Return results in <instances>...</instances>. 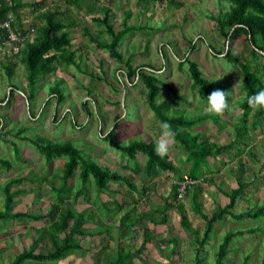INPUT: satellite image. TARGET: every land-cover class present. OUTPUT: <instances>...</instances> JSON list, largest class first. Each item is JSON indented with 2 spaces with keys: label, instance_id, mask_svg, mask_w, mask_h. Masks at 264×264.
<instances>
[{
  "label": "rangeland",
  "instance_id": "1",
  "mask_svg": "<svg viewBox=\"0 0 264 264\" xmlns=\"http://www.w3.org/2000/svg\"><path fill=\"white\" fill-rule=\"evenodd\" d=\"M27 1L32 3L40 0ZM98 3V5L94 1L83 3L92 7L93 12L84 9V14L80 19L82 20L80 25L82 24V27L90 30L93 37L98 40H110L103 27L93 20L98 15L102 19L103 10L106 9H110V23L116 31L124 27L123 23L127 14H129L128 25L146 28L143 29L144 31L129 34L124 40L120 49L124 63L117 62L108 51L97 48L96 44L90 42L82 30H75V33L72 34L73 47L77 51L76 61L80 64L82 71L75 65L65 64L58 67L54 74L39 82L35 88H28V72L25 63L27 46L30 42L37 43L41 40L43 28L41 18L36 19L34 12L28 8L22 9L23 11L19 13L23 20L28 21L31 25L34 24L37 32L32 37V41L27 42L21 52L13 57L19 66L12 78L4 70L3 53L6 48L0 45V100L7 96V102L0 109V133L4 135L0 140V159L11 162L13 165L10 171L4 165L0 173V211L5 209V188L10 183V192L17 193L12 212L31 215L46 213L55 205L58 196L56 190L61 189L64 184L62 177L67 160L46 161V158L37 152L30 141L23 139L24 137L33 138L41 135L52 142L71 143L82 151L83 157L88 162L91 161L113 172L125 174L127 173L125 171L134 170L139 173L140 165H136L137 160L127 156L129 168H124L123 164L126 163L124 157L122 159L118 157L116 161L111 159V152L118 154L119 151L104 139V136H107L113 129V140L120 145L128 146L134 141L148 140V137L152 141H157L159 137L160 121L146 103L147 90L142 81L135 78L130 81L127 78L128 70L125 65L127 61H131V65L135 68L151 67L160 79L172 86L168 88L164 85V90L158 97V103L165 105L167 115L183 116L188 120L207 119L203 123L208 126L210 124L206 133H196V135L200 138L210 139L212 149L236 140L234 128L241 123L244 114L239 106L242 102L240 100L244 98L245 94L242 88L243 74L239 66L229 62L224 56L215 54V52L223 50L227 42L218 33L215 22L208 18L211 14H218L220 4L229 9L231 4L228 0H156L154 2L150 0L151 4L148 9L140 7L137 0H99ZM49 4L52 3L47 2L43 9L48 8ZM95 7H99L98 10ZM27 32L31 33V31ZM9 52L14 55L12 50ZM234 52L248 60L253 57L250 43L245 37L236 42ZM186 57L198 63L205 78L212 82L220 81L225 85L221 90L229 92L230 110L219 116L210 115L204 111L205 104L202 100H206L207 96L202 88L193 87L189 64L184 61ZM52 88H57L56 90H60L65 95V100L60 105L57 104L56 96L55 99L50 96ZM36 90L38 93L30 103L27 99L28 95ZM10 91H13L12 95ZM85 103L89 112L85 109ZM254 114L255 110L253 109L248 117L247 125L239 126L240 128L248 127L250 130L253 121H255L256 128H260L261 131L257 135H253V139L249 138L247 149L244 145L236 146L235 144L232 153L223 154L222 157L230 161L227 160L229 161L227 162L228 166L221 170L219 176H215L216 185L220 184L219 186L226 190H231L239 182L252 181L254 183L256 189L238 203L235 208L236 213L254 210L260 205H264V166L262 165L264 163V119L259 121L253 117ZM23 128L28 131L21 137L15 136ZM202 130L205 128L203 127ZM253 131V129L250 130V136ZM211 134L214 137H211ZM15 149H18L19 153ZM239 151L244 154L235 156L239 154ZM172 156L181 162L176 151L172 152ZM213 161L215 160L213 159ZM210 164L204 168L206 173L211 172ZM218 164L222 165L223 161H218ZM259 174H261L260 180L255 181V177ZM144 177L143 174H137L135 177V183L139 188L142 187ZM18 180H22V182L16 183L15 181ZM171 185V181L170 183L164 181L161 183L160 189L165 192L164 188H171ZM113 187L121 190L119 184ZM208 187L216 195L223 196L220 191L215 189L216 186ZM78 190H82L84 197H87L86 201L89 200V194L96 198L97 188L93 176L86 181L80 177V170H78L74 175V180L70 181L66 192L68 201L64 208L71 205L70 201L75 199L71 206L76 214L75 218L82 215L81 219L84 223L90 212L86 214L80 212L87 206L82 199H79L82 194L77 198V200L79 199L77 202L76 193ZM136 195L134 194V196ZM189 200L193 201V198ZM208 201L209 204L205 210L211 216L218 208L217 204H213V200L208 198ZM197 204L198 202L196 207ZM88 205L91 206L88 208L95 213L94 218L84 223L89 231L98 227L115 231V228H111L112 222L110 221L103 219L99 223L96 222L97 201L93 200ZM109 214L115 215L112 212ZM192 223L196 229L201 231L202 236L205 231L203 220L196 216V220L193 219ZM45 227L48 225L42 221L31 222L27 219L0 221V264H12L18 254L34 245L42 230L46 229ZM255 228H259L256 234L236 239L238 241L233 246L235 252L225 264H243L248 255L251 256L249 264H262L264 218L240 221L229 218L217 222L215 233H212L211 236L214 243L205 247L207 253L202 252L204 255L201 257V259L204 258L202 263L215 264L220 244L229 231ZM141 237L142 232L135 236L131 234L126 239L132 245L137 243L134 246L136 248L142 241ZM85 243L88 247L90 242L85 240ZM52 247V242L47 238L38 244L35 252L45 254L51 251ZM199 247L196 244V236L182 234L178 253L169 254L155 248L153 253H143L141 257L135 259V262L136 264H197L195 260ZM128 249L129 246H127ZM83 255L90 257L84 251L81 253V256ZM117 255L112 256L113 259L108 257V262L116 261ZM87 263L100 264L99 261L92 260ZM23 264L83 263L82 259L67 257L53 262L30 261Z\"/></svg>",
  "mask_w": 264,
  "mask_h": 264
},
{
  "label": "trees",
  "instance_id": "2",
  "mask_svg": "<svg viewBox=\"0 0 264 264\" xmlns=\"http://www.w3.org/2000/svg\"><path fill=\"white\" fill-rule=\"evenodd\" d=\"M76 1V4L80 5L81 0ZM156 0H153V2ZM231 4L230 8L227 9L223 4H220L218 8V14H211L209 20L215 22L216 28L220 36H222L227 44L226 47L215 54L224 56L229 62L239 66L243 74L242 88L243 92L247 95H254L260 90H264V0H228ZM47 0H41L38 2L24 3L22 0H0V24L11 21L12 27L23 34L27 31L20 29L12 16H18L19 11L24 8H29L34 11H39L45 6ZM140 7L148 9L150 0H137ZM110 9L104 10V16L102 19H95L106 34L110 37L109 41H101L96 37H92L89 30L87 34L90 40L96 44L97 48L104 51H108L109 54L117 60L119 63H124L123 56L121 53V47L129 34L144 31L146 28L128 25L129 14H127L124 20V27L116 31L114 26L110 23L109 16ZM64 15L55 11H46L41 15V20L44 23L42 28L41 40L37 43L31 42L27 46L26 53V69L28 72L27 85L28 88H35L39 82H42L47 76L54 74L58 67L67 65H75L80 71V64L76 61L77 53L71 52L72 48V37L71 33L67 30L66 24L62 19ZM127 25V26H126ZM144 29V30H143ZM242 37L250 43L252 59L248 60L235 54V44ZM97 40V43H96ZM8 42L7 32L0 30V43ZM193 49V48H192ZM194 50V49H193ZM15 54L13 56H17ZM185 62L189 64L190 76L193 81V87H200L203 89L205 95H208L217 89L223 88L225 85L220 81L212 82L204 77L198 63L191 61L188 57L185 58ZM127 66V78L131 81L132 78L142 81L143 85L147 90L146 103L148 107L155 113L156 118L160 122H167L171 125V128L176 132L175 142L179 147L182 148L186 154V162L191 164V170L189 175L186 177L198 182L204 179V168L210 164V160L216 159L218 156L228 154L234 150V145L247 146L246 141L243 139L249 134L248 127L240 128L242 125H247L248 117L253 110L246 102V96L240 100L239 105L244 112L241 119V123L234 129L235 130V141L230 142L226 145H221L219 148L211 147V143L208 138H200L198 135L193 134V130L197 126L202 125L207 119H196L188 120L183 116H169L165 113V105L158 103V97L162 93L164 85L168 88L172 87L168 83H165L159 76L156 75L155 70L151 67H133L131 61L125 62ZM19 63L14 59L7 60L4 65V70L7 75L12 78L15 76ZM263 72V74H262ZM38 88V87H37ZM57 88H52L50 96L55 99L57 97V104L60 105L65 100V95ZM173 91V90H172ZM11 95L13 91H10ZM38 90L31 92L28 95V101L31 103L36 97ZM7 102V96L0 100V109L3 108V104ZM239 102V103H240ZM85 109L89 112L87 104L85 103ZM255 117L257 119L264 117V109H254ZM56 123V122H55ZM253 127V128H252ZM30 128V127H29ZM254 131L256 123H254L250 130ZM28 129H21L15 136L21 137ZM253 131V132H254ZM114 129L104 137L111 146L116 148L123 156H128L136 161L137 155L141 154L147 159V169L149 175L152 170L156 167L163 170L173 171L174 165L168 161V157H161L155 152V142L153 141H134L130 145H120L113 140ZM4 135L0 133V140ZM103 136V135H102ZM36 148L37 152L40 153L46 161L53 162L54 160H67L65 164L64 181L61 189H55L58 191L57 203L53 205L46 213L39 215H31L29 213H13L14 199L17 193L10 192V184L5 188L6 200L5 209L0 211V221L9 219H27L31 222L42 221L48 225L46 229L42 230L39 238L35 241L34 245L30 249L23 250L22 253L18 254L15 261L12 264H23L30 261L38 262H53L63 260L69 256L72 252H77L83 247L80 241L76 242L78 236H83L82 228V215L79 218H75L76 214L72 205H68L64 208L66 201H68V194H66L68 186L71 180H74L75 173L80 170V177L84 180H88L91 176L95 181V185L99 191L106 189L109 183H116L119 185H127L132 193H141L146 195L147 188L142 191H138L134 183V177L122 175L118 172H113L110 169L103 168L91 161H87L83 157L82 151L74 147L71 143H56L49 139L37 135L33 138H26ZM21 139V140H23ZM234 147V148H233ZM19 153L18 149H15ZM240 152V151H239ZM7 167V170H11L13 165L11 162L3 161L0 159V173L2 172L3 166ZM136 165H138L136 163ZM78 169V170H77ZM140 169V167L138 168ZM210 170V169H209ZM256 178V177H255ZM24 179V178H23ZM184 177H180L178 181L183 180ZM21 183L22 180L15 181ZM253 182H239L237 188L225 192L224 195L229 198V204L224 208H218L211 217H209L203 211L201 203L199 202V193L194 194L193 201L195 203V210L197 215L205 221V231L201 236L199 229H193L189 223L188 218L182 213V226L183 228L196 236V244L199 247L197 254V264H203L201 257L203 253H207L205 247L212 244V233L214 232L217 222L225 221L229 218L231 220H243V219H262L264 218V205L259 206L257 209L245 211L243 213H236L235 208L237 207L240 198L246 193L247 189L253 186ZM174 189V200L178 199V186H173ZM82 194V190H78L76 193V200ZM197 207H196V203ZM135 212L130 211L120 219L119 229L122 233H127L132 226H136L141 218L133 219ZM149 215H147L148 217ZM146 217V216H145ZM76 220V221H75ZM166 221V220H165ZM82 229V230H81ZM259 228L229 231L223 242L220 244L217 252V259L215 264H225V262L235 252L233 246L238 237L249 236L256 234ZM39 232V231H38ZM246 237V238H247ZM49 238L52 242V250L47 253H36L35 249L39 243ZM153 239L149 233L145 234V243L138 249L134 254L126 252V249L121 246V249L117 255V260L108 262L107 264H134V260L143 255L147 243ZM173 250L176 252L178 249V242L174 238ZM233 251V252H232ZM203 252V253H202ZM175 254V253H173ZM251 256L248 255L243 264H249ZM262 264H264V257Z\"/></svg>",
  "mask_w": 264,
  "mask_h": 264
},
{
  "label": "crops",
  "instance_id": "3",
  "mask_svg": "<svg viewBox=\"0 0 264 264\" xmlns=\"http://www.w3.org/2000/svg\"><path fill=\"white\" fill-rule=\"evenodd\" d=\"M22 1L24 3H28L27 0H22ZM90 1L96 2L97 5L99 4L98 3L99 0H90ZM90 1L89 0H81L80 5H79V4H76V1H73V0H47V2L52 3L51 5L49 4L48 8H45L47 10H45L43 8L40 9L39 11H34V10L29 9V8L28 9L30 11L34 12L36 19L41 18V15L43 13H45L46 11H52V12L57 11L61 15H64V17H62V19L64 20V23L66 24L67 30L71 33V37H72L71 52L72 51L77 52L75 50V48L73 47L74 40H73L72 34L75 33L74 32L75 30H78V31L82 30L83 34H85L86 36L89 35V34H87L88 29L86 27H82V24L80 25V23H82V20H80V19H81L82 15L84 14V12H83L84 9L85 10L88 9V10H91V12H93L92 7H88L87 4L86 5L83 4V3L90 2ZM50 7H52V8H50ZM95 8L98 10L99 7H95ZM20 11L22 12L23 10L21 9ZM100 12H102V10H100ZM103 12H104V10H103ZM18 14H19L18 16L16 15L14 17L16 25L22 30L31 31V36L33 37L35 35V33L37 32V28H34L35 27L34 24L31 25L30 23H28V21L23 20L20 13H18ZM89 15H90V13H89ZM97 15H98V13H97ZM98 18H101V16L98 15L96 19H98ZM93 20H95V19H93ZM41 22H42V26H44V23L42 20H41ZM89 32H90V30H89ZM32 33H33V35H32ZM90 34H91V32H90ZM91 36L93 37L94 35L91 34ZM88 40L90 42H92L90 40L89 36H88ZM0 45H1V47L4 46V48H6V51H4V53H3L4 54L3 59L5 62H7V60H9V58L13 59V57H15V56L11 55L9 52V50H11V47L8 44V42H4L3 44L0 43ZM1 47H0V49H1ZM14 61H16V60L14 59ZM253 117L256 118L255 114ZM262 119H264V117L259 118V121ZM247 123H248V121H247ZM254 123H256V122L253 121L252 125ZM203 127L205 128V130H202ZM208 127H210V124H209V126L203 124V125H200L197 128H195L192 132H193V134L206 133V130L208 129ZM215 130H217V129H215ZM260 131H261L260 128H257L252 133V135L250 136V130H249V134L243 138L247 143V146H245L246 149H247V147H249V140L253 139L254 138L253 135H255V134L257 135ZM234 134H235V130H234ZM159 135H160V133H159ZM211 137H214V135L211 134ZM147 141H152V139L150 137H148ZM209 141H210V139H209ZM153 142L156 143V141H153ZM228 143H230V142H228ZM223 145H225V144H223ZM246 149L244 150V152L246 151ZM173 151H176L177 155L180 156L179 158H180L181 162H179V160L175 159V157L172 156ZM232 152H233V150L230 153H232ZM111 153H112L111 159H114L115 161L118 160V157L119 158L121 157V159H122V157H124L125 159L124 158L123 159L126 160L127 156L126 157L123 156L120 152L118 154H116L115 152H111ZM113 153H115V154H113ZM242 154H244V153L239 152V154H237L235 156H242ZM114 155H116V156H114ZM166 156L168 157V161L171 162L175 167V169L173 171L163 170V169H159L156 167L155 169L152 170L151 174L149 175V171H148L147 165H146V163H147L146 157H143L141 154H138L136 160L138 161L137 164L140 165V169H138V171L140 170L139 173L135 172L134 170H131L129 172L125 171V172H127L125 174H123V172L120 173L122 175H127L129 177L133 176L134 179L137 176V174L145 175V177L143 178V183H142L141 188H139V186H137V184L135 183V180H134V183H135L136 187L138 188V191H142L144 188L148 189L145 196H143L144 194H141V193H132V191L130 190V188L127 185H119L121 190H118L115 187H113L114 185H116V183H113V182L109 183L108 186L106 187V189L103 191H99L97 189L96 190L97 192L95 193L96 198H94L93 196H91V194H89L88 195L89 200L86 201L87 197H84V193H82V196H80L79 199L80 200L82 199V201L84 202V204H86L87 207L80 210V212L81 213L83 212L85 214L87 212H90V214H87L88 217L86 218L84 223H86V222H88V220L94 218L95 213L88 208V207H91L88 205V203H92L93 200H95V202L97 201V206L95 209V211L97 212L96 213V222L99 223V221L103 220V219L105 221H110V222H112L111 228H115V231H110V230H106L103 228L100 229L99 227L96 228L95 230L89 231L87 229V225H85L83 223L84 224V225H82V228H84L83 229V236H78V240L80 239L79 241H80V244L82 245L83 248L77 252H72L71 254H69L68 257L70 259H74V258H77L79 260L82 259L83 264H86V262H88V261L90 262L91 260L97 261V262L99 261L100 264H106V262L108 263V257L113 259L112 256L119 253L121 246L126 249V252H129L130 254H134L145 243V234L146 233L151 234L153 239L149 243H147L144 253H147V254H148V252L153 253L155 248L161 249L162 251L167 252L169 254L178 253V249L176 250V252H174V250H173L174 238L177 240V242H178L177 248H179V246L181 244L182 234L183 235H189V236L192 235L191 233L187 232L181 224L182 213L188 218L191 227L193 229H196V227L194 226V224L192 222H193V219L196 220V216L199 217V215H197V213H196L194 201L189 200V199L193 198L194 194L199 193V202L201 203V205L203 207V211L206 214H207V212H206L205 208H207L208 204H209L208 198L213 200V204H217V206H216L217 208H219V207L224 208L229 204L230 200H229V198H227L224 195L223 191L228 192V191H231V190L237 188L238 183H237V186H235L231 190H226V189L221 188L219 186L220 184L216 185L217 180L215 178L216 175L219 176V174L223 168H226L228 166L227 162L230 161L229 159H227V160H229V161H227L222 156H218L216 159H214L215 161L212 162L213 159L210 160V163L212 162L210 164L211 165V172L206 173L204 171L205 172L204 173L205 174L204 179L201 178V180H199L193 187H191L183 199L178 198V199L174 200L173 186H175L177 184L178 179H180V177H186L187 175H189L190 170H191V164L186 162L187 156L183 152L182 148L179 147L178 144H176V142H175L174 146L170 149L168 155H166ZM218 161H223V164L222 165L218 164ZM232 163H234V162H232ZM128 164L129 163H127V160H126V163L123 164L124 168H129ZM262 165L264 166V163ZM260 177H261V174H259V176H257L255 178L256 179L255 181L260 180ZM164 181H166L167 183H170V181L172 182L171 188H164V189H166L165 192H163L160 189V185H161V183H164ZM251 182H249V183H251ZM212 185L216 186L215 189L218 192L220 191V193L223 196L218 195V194L216 195L213 192V190L210 187H208V186H212ZM255 189L256 188L254 185L252 187L248 188L246 193L243 195V197L240 198V201H242L244 198H246V196L248 194H250L252 191H254ZM134 194H137V195L134 196ZM118 196H120V197H118ZM121 197H122V199H121ZM72 200L70 201V203L73 204L75 199H72ZM78 200H77V202H78ZM103 208H104V210H102ZM130 211L135 212L133 219L136 220L137 218H141L140 222L136 226H132V228L127 233H124V232L122 233V231H120V229H119L120 219L122 216H124V214H126ZM110 212L114 213L115 215H110L109 214ZM91 213H93V214H91ZM212 214H211V216H212ZM147 215H149V216L147 217ZM211 216H209V217H211ZM200 219H202V218H200ZM203 222L205 223L204 220H203ZM216 225H217V223H216ZM160 229H162V230H160ZM215 229H216V226H215ZM141 232H142V237H141L142 241L140 242L139 246H136V248H135L134 246L137 243L132 245L129 243V241H127L126 238L130 237L131 234H133V236L139 235ZM161 232H162V234H161ZM214 233L215 232H213V234ZM126 235H128V236H126ZM85 240H89V242H90L88 247H86ZM127 246H129V249L131 248V250H129V249L127 250ZM83 251L85 252V254L87 253V255H89L90 257H88V256L84 257L85 255L81 256V253ZM87 264H90V263H87ZM134 264H136L135 260H134Z\"/></svg>",
  "mask_w": 264,
  "mask_h": 264
},
{
  "label": "clouds",
  "instance_id": "4",
  "mask_svg": "<svg viewBox=\"0 0 264 264\" xmlns=\"http://www.w3.org/2000/svg\"><path fill=\"white\" fill-rule=\"evenodd\" d=\"M228 96L229 92H225L224 90L217 89L212 91L206 100H202L205 104L204 111L210 115H223L231 108L228 101ZM245 96L246 102L250 108L264 109V90H260L254 95L250 96L245 94ZM159 128L160 135L155 144V152L157 155L164 157L168 155L170 149L175 144L176 132L167 122H160Z\"/></svg>",
  "mask_w": 264,
  "mask_h": 264
},
{
  "label": "built area",
  "instance_id": "5",
  "mask_svg": "<svg viewBox=\"0 0 264 264\" xmlns=\"http://www.w3.org/2000/svg\"><path fill=\"white\" fill-rule=\"evenodd\" d=\"M0 30L7 32L8 44L11 47L12 54H19L21 50L25 47L26 43L32 41L31 33L27 32L23 34L22 32L14 29L12 27L11 21H6L0 24ZM197 182L193 181L187 177L183 180L177 182L178 186V198L183 199L187 194L188 190L193 187Z\"/></svg>",
  "mask_w": 264,
  "mask_h": 264
}]
</instances>
